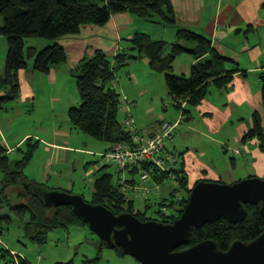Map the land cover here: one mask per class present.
Here are the masks:
<instances>
[{
    "label": "trees",
    "instance_id": "trees-1",
    "mask_svg": "<svg viewBox=\"0 0 264 264\" xmlns=\"http://www.w3.org/2000/svg\"><path fill=\"white\" fill-rule=\"evenodd\" d=\"M123 13L164 27L177 25L172 0H0V35L8 42L5 74L1 77L0 87L10 88L9 94L0 98V108L2 104L18 98V73L28 69V60H34V71L48 74L54 67L68 62L64 39L79 35L89 25L104 27L113 16ZM155 16H159L161 22H156ZM27 39H45L52 42L42 51H38L33 45L26 47ZM126 43L129 50L120 52L113 60L104 51L97 50L92 58L82 59L72 70L82 104L69 110L70 122L77 130L109 146L129 140V134L123 129L124 123L118 119L122 99L113 83L118 70L128 66L131 61L146 58L153 72L164 75L173 105L183 111V114L199 105L208 95L211 86L223 89L241 71L239 64L214 47L209 38L191 30L178 29L174 43L155 40L147 33H137L130 40H126ZM184 53L192 54L196 60L189 77L173 73L175 60ZM260 82L264 114V67L260 72ZM185 103L187 108H183ZM131 108L130 104V112ZM125 112L128 117V112ZM263 114L254 113L253 128L243 138L244 141L257 138L262 144V150ZM38 147V141L28 139L25 148H20L23 156L17 161L12 160L4 148H0V171L4 175L0 188V239H3L15 220L20 222L25 237L40 245L47 243L48 235L53 230H68L74 226L89 228L87 223L74 214L72 207L49 208L45 205L42 193L58 189L27 180L25 170ZM133 174L135 172L132 171L130 175ZM153 179L160 182L156 176ZM178 179V188L170 186L169 195L160 198H154L153 195L143 196L139 201L121 193L117 186L118 178L114 183L113 175L106 173L94 182L91 204L102 205L115 215L132 214L143 222L172 224L182 216L192 190L183 167L178 172ZM130 183L134 185L136 180L131 179ZM12 189H19L16 192L18 203L13 201L10 194ZM65 192L73 194L70 191ZM179 192L183 193L181 197H178ZM138 203H143L145 209L141 210ZM153 207L156 208V217L148 216V210ZM164 208L171 211L165 212ZM246 210L247 217L241 223L234 224L221 219L206 224L201 229H194L189 244L178 251L204 241L215 242L222 251H228L237 241H254L264 232V217L260 213V206L246 205ZM2 211L7 213L2 214ZM105 248L107 245L100 240V255L84 263L100 264L101 252ZM9 249L0 244V264H16ZM114 250L120 257L127 256L119 247ZM18 255L19 264H32L20 253Z\"/></svg>",
    "mask_w": 264,
    "mask_h": 264
},
{
    "label": "crops",
    "instance_id": "crops-1",
    "mask_svg": "<svg viewBox=\"0 0 264 264\" xmlns=\"http://www.w3.org/2000/svg\"><path fill=\"white\" fill-rule=\"evenodd\" d=\"M172 5L177 23L175 27H171L172 38L177 40L178 29L199 32L209 38L221 53L237 62L241 71L236 73L231 83L223 89L211 86L206 98L199 105L190 108L189 113L183 114L180 110L178 115H168L167 109L154 117L156 123L151 125L144 123L146 126H140L136 122L137 127L150 133L163 121L178 124L175 138L167 147L169 151L180 156L181 167L190 184L201 181L221 183L225 181L227 184H234L252 177L264 179V150L261 142L257 138L243 140L253 128L254 113L263 114L260 72L264 67V34L261 38L257 36L254 41L246 38L247 42L239 37L245 27H248L249 31H254L256 27H264V0H172ZM135 17L129 13L118 14L104 27L89 25L84 27L79 35L64 39L68 62L54 67L48 74L34 71L33 59L29 60L28 69L19 71L18 98L2 104L0 108V148H4L10 158L17 161L22 158L20 148H25L28 139L39 142V147L25 170L28 181L48 185L46 182L51 176L49 172L56 164L69 165L73 153L89 154L90 151L72 145L73 133L77 129L71 124L68 113L79 104V97L74 94L77 84L72 76V70L82 59L92 58L97 50L104 51L108 57L114 59L120 52L129 50L126 40H130L137 33H147L153 38L152 32L148 33V28L142 24L146 22H141L145 20L136 17L140 19L137 20ZM221 37L227 38L226 44ZM155 40L168 41L165 35L161 38L156 37ZM33 46L39 48L42 45L37 42L33 43ZM7 53V39L0 35V81L5 74ZM184 54L188 56L182 58L180 55L175 60L173 73L189 77L196 60L192 54ZM137 63H140L144 71L151 70L146 58L131 61L126 66L131 67L128 72L131 87L126 88L123 84L122 88L132 97H129L131 102L125 95L132 108L133 102L137 103L135 98L150 93L146 87L137 91L132 86L134 78L135 83H139L137 72H132ZM152 77L154 74H149V78ZM9 92V87H0V98H5ZM47 92L50 100L47 105L51 106L50 116L53 122L46 127L42 113H45L46 119ZM168 97L174 106L169 93ZM183 108H187V103ZM151 113L150 108L149 116H152ZM55 121H62L65 125L58 126ZM46 133H50L51 137L46 139ZM231 142L236 147L230 154L240 157L239 161L235 158H226L225 152L229 150H225L223 158L217 151L215 153L211 149V147L220 149V146L228 148ZM108 150L109 145L99 156ZM46 154L50 155L49 160H46ZM74 162L75 165H80L79 160ZM244 164L248 167L247 171L238 173L241 171L240 165ZM87 170L85 167V172ZM94 170L86 172L87 178L91 179L95 171H101L102 168ZM130 176V180H139L135 179V174ZM55 189L64 190L61 187ZM170 189L171 187L166 185L163 193L153 196L160 198ZM131 197L140 201L134 194Z\"/></svg>",
    "mask_w": 264,
    "mask_h": 264
},
{
    "label": "water",
    "instance_id": "water-1",
    "mask_svg": "<svg viewBox=\"0 0 264 264\" xmlns=\"http://www.w3.org/2000/svg\"><path fill=\"white\" fill-rule=\"evenodd\" d=\"M42 200L49 208L72 207L107 248L119 247L140 264H264V232L252 242H235L228 251L220 250L213 241L178 251L189 244L194 229L221 219L243 222L246 205L260 206L264 217L263 178L234 184L196 183L182 216L172 224L143 222L129 213L115 215L102 205L88 203L82 195L62 190H48L42 193Z\"/></svg>",
    "mask_w": 264,
    "mask_h": 264
},
{
    "label": "rangeland",
    "instance_id": "rangeland-1",
    "mask_svg": "<svg viewBox=\"0 0 264 264\" xmlns=\"http://www.w3.org/2000/svg\"><path fill=\"white\" fill-rule=\"evenodd\" d=\"M263 10H264V7H263ZM212 13H213V8H211V14ZM136 19L140 20L138 18ZM154 20L156 22H161V19L159 16H155ZM141 22H146L142 24L146 26V28H148V33L152 32L153 39H155L156 37L161 38L163 35H165L166 39L168 40L167 42L174 43L176 41L175 38L171 37V30H172L171 27L164 28L161 25L153 24L147 21L141 20ZM1 25L2 23H0V27ZM196 33L202 35L199 32H196ZM263 34H264V27H259V28L256 27L254 31H249L248 27H245V30L242 32V34L239 35V37L243 41L247 42L246 38H250L252 41H254V39L257 36H259L258 38H261ZM221 39L222 41H224V44H226L227 38L221 37ZM37 42L39 45H42V46H39V48H37L38 51H42L43 49L46 48V46H48L47 44L51 43L52 41L45 40V39H27L26 47H30L33 45V43H37ZM186 44H189V43H186ZM251 44L253 45L254 42H251ZM181 56L183 58V57H187L188 55L183 54ZM110 60H113V59L110 58ZM139 64L140 63H137V65H135V69L132 68L133 73L134 71L137 72L139 83L136 84L135 78H134L132 82V86L137 91L138 90L140 91L142 88L146 87L149 89L150 93H148L147 95H143V97L141 98H135L137 99V103L135 104L133 102L132 119L135 122H137L138 125L146 126V124L151 125L152 123H156L157 120L154 119V117L157 115H160L161 113H164L165 110L167 109H168L167 111L168 115L170 114L178 115V112L180 110L176 109L174 106L171 105V100L168 97V91H167V87L165 84L164 75L155 73L153 71L152 73L151 70L148 71V69L147 71L146 69L144 71L143 67ZM32 69H33V66H32ZM130 69L131 67L130 68L125 67L121 70H118L117 77L113 83V86L114 87L116 86V90L120 94V97L122 100L125 97V95L127 96V98L131 97L130 94L127 93L122 88L123 84L125 85L126 88L131 87V85H129L131 81H128L130 78L128 76L129 75L128 72ZM148 72H151V73H148ZM149 74H154V77L149 78ZM47 90L48 89L46 88V91ZM74 94L79 97V100H78L79 101L78 107H79L82 104V100L80 101V99L82 98L77 88L75 89ZM131 98H129L130 101H131ZM135 99L133 100L135 101ZM163 99H164V102H163ZM49 102H50L49 94L47 92L46 93V119H45V113H42V116L44 120L46 121V127L50 126L53 122L50 116L51 106L47 105L49 104ZM121 108L122 109L120 110L118 114V119L123 124L127 118V114L125 112V106L121 105ZM150 108L152 109V113H151L152 116H149L148 114V111L150 110ZM55 124L59 126V125H63L64 123L62 121H55ZM50 137H51V134L46 133V139ZM72 142H73L72 144L73 146L76 145L77 147H82L86 149L87 151H90L89 154L73 153L72 162L69 165L62 166V165L56 164L50 170L49 172V174L51 175L49 176L50 180L46 183L51 188L61 187L65 191H70L75 195H82L84 196L86 201H88V203H91L93 200L92 197H93V191H94L93 182L97 179V177L104 175L106 173H111L113 175V182L115 183L118 178V172L113 166H110L109 164H107L105 162V159L99 156L100 153H103L106 151V148L108 146L107 143L97 141L89 137L88 135L82 133L79 130H76V132L73 133ZM235 147L236 145H234L231 142L229 143L228 148L225 146H220V149H216L215 147H211V149L214 152L217 151L220 154V156L223 158H224L223 153L225 152V150H229L225 152L226 158L228 159L235 158V159H238L239 161L240 157H237L234 155L232 156L230 154V152H232V150ZM49 158H50V155L46 154V160H49ZM74 160H79L80 165L79 166L75 165ZM85 167L88 169L86 172L90 170H94V169L98 170L100 168H102V170L101 171L94 170L95 174L90 179V178H87L86 176ZM247 168L248 167L245 164L240 165L241 171H239L238 173H243L244 171H247ZM55 171L57 172L56 174H55ZM135 176H136L135 179H138V176L137 175ZM3 178H4V175L0 171V188H1ZM188 183H189L190 189H192L195 186V184H190L189 180H188ZM222 183L227 184L225 181ZM146 185L153 187L154 183L152 180H150L146 182ZM71 186L73 187L71 188ZM18 190L19 189H12L10 193L13 196L14 203H18V198H16V192H18ZM165 194L166 195L169 194V191L166 192ZM182 194H183L182 192H179L178 197H181ZM138 207L141 210L145 209L143 203H138ZM163 210L165 212L171 211V209L168 210V208H164ZM1 213L6 214L7 211H2ZM148 216L156 217L157 216L156 208L153 207L152 209L148 210ZM0 244L7 249H9L10 247L12 250H14V251H11L9 249L13 254L11 255L14 257L16 264H19L18 260L20 259L18 253H20V255H22L24 258L29 259L32 264H85L84 261L95 259L100 255V238L97 235H95L88 227H83V226H74L72 228H69L68 230H62V229L53 230L48 235L47 243L40 245V244H37L35 242L28 240V238L25 237V233H24V230L20 222L18 220H15L14 224L9 227V231L5 233L3 239H0ZM99 262L100 264H140L137 260H135L132 257H129V256L120 257L114 249L111 250L109 248H105L102 250L101 259Z\"/></svg>",
    "mask_w": 264,
    "mask_h": 264
},
{
    "label": "built area",
    "instance_id": "built-area-1",
    "mask_svg": "<svg viewBox=\"0 0 264 264\" xmlns=\"http://www.w3.org/2000/svg\"><path fill=\"white\" fill-rule=\"evenodd\" d=\"M130 104L124 97L121 105L125 106L128 117L123 129L129 134V140L110 145L109 150L100 157L118 171L117 186L120 192L129 198H132V194L140 198L163 193L166 185L177 189L182 161L180 156L169 151L167 146L174 140L178 124L163 121L154 131L148 133L139 129L132 119ZM132 171L138 176L136 183L139 185L130 183L129 175ZM154 176L159 183L153 179ZM150 180L154 183L153 187L146 185Z\"/></svg>",
    "mask_w": 264,
    "mask_h": 264
}]
</instances>
